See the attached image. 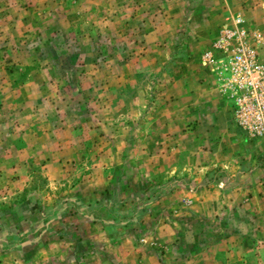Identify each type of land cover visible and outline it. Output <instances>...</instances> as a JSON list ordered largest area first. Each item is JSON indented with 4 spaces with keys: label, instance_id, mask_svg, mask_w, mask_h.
Instances as JSON below:
<instances>
[{
    "label": "rangeland",
    "instance_id": "1",
    "mask_svg": "<svg viewBox=\"0 0 264 264\" xmlns=\"http://www.w3.org/2000/svg\"><path fill=\"white\" fill-rule=\"evenodd\" d=\"M237 1L0 0V264H264V151L183 90Z\"/></svg>",
    "mask_w": 264,
    "mask_h": 264
},
{
    "label": "built area",
    "instance_id": "2",
    "mask_svg": "<svg viewBox=\"0 0 264 264\" xmlns=\"http://www.w3.org/2000/svg\"><path fill=\"white\" fill-rule=\"evenodd\" d=\"M254 38L245 29L226 27L215 44L219 51H229L222 62L223 85L232 99L236 124L251 139L264 137V62Z\"/></svg>",
    "mask_w": 264,
    "mask_h": 264
},
{
    "label": "crops",
    "instance_id": "3",
    "mask_svg": "<svg viewBox=\"0 0 264 264\" xmlns=\"http://www.w3.org/2000/svg\"><path fill=\"white\" fill-rule=\"evenodd\" d=\"M237 2L238 5L235 6H227L226 8L222 6L221 15L224 16L233 11L237 12L246 9V6H243L244 1L239 0ZM257 3H259L260 7ZM250 4L249 11L251 13H257L258 10L264 12V7H262L264 5V0L260 2L256 0ZM224 24L225 23H222V25ZM248 26L259 36V55L260 59L264 62V40L261 37V33L258 31L257 27ZM225 60L226 58L223 57L220 60L221 62L218 61L216 63V60H207L204 65L201 63L197 72L198 78L192 79L191 85L183 89L187 91L191 100L188 105L189 110L192 112L197 108L198 115L196 118L198 122L196 127L199 140L202 141L206 139L214 142L234 141L237 139V134L234 131H239L240 129L234 120L232 99L229 97V93L223 85V78L226 75V71L223 68L222 62H225ZM240 139L242 138L240 137ZM244 139L259 143L260 145L258 148H262L264 151V137L251 139L244 132ZM244 139L242 140L244 141Z\"/></svg>",
    "mask_w": 264,
    "mask_h": 264
}]
</instances>
